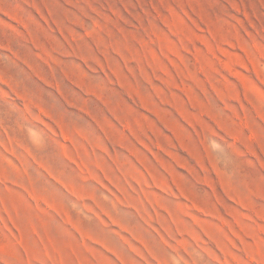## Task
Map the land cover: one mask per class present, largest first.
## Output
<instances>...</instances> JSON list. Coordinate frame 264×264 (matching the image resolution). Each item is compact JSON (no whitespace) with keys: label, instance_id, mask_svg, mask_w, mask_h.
Wrapping results in <instances>:
<instances>
[{"label":"rangeland","instance_id":"obj_1","mask_svg":"<svg viewBox=\"0 0 264 264\" xmlns=\"http://www.w3.org/2000/svg\"><path fill=\"white\" fill-rule=\"evenodd\" d=\"M0 264H264V0H0Z\"/></svg>","mask_w":264,"mask_h":264}]
</instances>
